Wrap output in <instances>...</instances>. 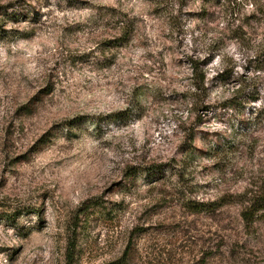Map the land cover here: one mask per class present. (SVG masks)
<instances>
[{"label":"rangeland","instance_id":"rangeland-1","mask_svg":"<svg viewBox=\"0 0 264 264\" xmlns=\"http://www.w3.org/2000/svg\"><path fill=\"white\" fill-rule=\"evenodd\" d=\"M253 8L0 0V264H264Z\"/></svg>","mask_w":264,"mask_h":264},{"label":"trees","instance_id":"trees-1","mask_svg":"<svg viewBox=\"0 0 264 264\" xmlns=\"http://www.w3.org/2000/svg\"><path fill=\"white\" fill-rule=\"evenodd\" d=\"M252 5L253 8V16L254 14L259 15L262 21H264V0H247ZM6 16H8L9 19L17 18L14 14H7L4 13ZM2 21H0L1 23ZM0 24V37L4 38L6 30L1 26ZM123 30V36H127L128 34V28L125 25ZM5 35V36H4ZM190 68H191V77L190 80L192 81V86L195 90H199L203 84H204V76L201 72L200 65L197 61L191 60L190 61ZM262 191L263 194L258 193ZM260 191H257V194L254 199L249 201L247 205L244 207V209L241 211L240 215L243 221H245L247 224L251 223L256 215L259 213V211H264V187L260 189Z\"/></svg>","mask_w":264,"mask_h":264}]
</instances>
